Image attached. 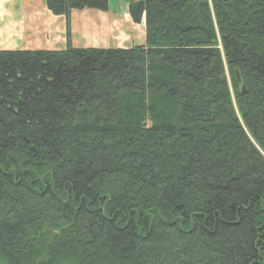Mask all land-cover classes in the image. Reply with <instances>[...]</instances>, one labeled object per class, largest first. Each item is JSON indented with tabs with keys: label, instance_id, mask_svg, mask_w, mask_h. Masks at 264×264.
<instances>
[{
	"label": "trees",
	"instance_id": "16d2710c",
	"mask_svg": "<svg viewBox=\"0 0 264 264\" xmlns=\"http://www.w3.org/2000/svg\"><path fill=\"white\" fill-rule=\"evenodd\" d=\"M44 2L69 38L110 0ZM128 13L143 44L0 50V263L264 264V0Z\"/></svg>",
	"mask_w": 264,
	"mask_h": 264
},
{
	"label": "crops",
	"instance_id": "0c3cea01",
	"mask_svg": "<svg viewBox=\"0 0 264 264\" xmlns=\"http://www.w3.org/2000/svg\"><path fill=\"white\" fill-rule=\"evenodd\" d=\"M144 41V30L128 13V0H110L106 12L73 10L69 38L64 16L53 14L44 0H0V50H59L68 44L125 48Z\"/></svg>",
	"mask_w": 264,
	"mask_h": 264
},
{
	"label": "water",
	"instance_id": "95a60500",
	"mask_svg": "<svg viewBox=\"0 0 264 264\" xmlns=\"http://www.w3.org/2000/svg\"><path fill=\"white\" fill-rule=\"evenodd\" d=\"M235 77H236V81L240 82L241 81V77L238 71L235 72ZM242 91H245V86H242Z\"/></svg>",
	"mask_w": 264,
	"mask_h": 264
},
{
	"label": "rangeland",
	"instance_id": "374dc122",
	"mask_svg": "<svg viewBox=\"0 0 264 264\" xmlns=\"http://www.w3.org/2000/svg\"><path fill=\"white\" fill-rule=\"evenodd\" d=\"M139 26L144 30V24L142 22L139 23ZM144 33H145V31H144ZM0 264H3V263H0Z\"/></svg>",
	"mask_w": 264,
	"mask_h": 264
}]
</instances>
